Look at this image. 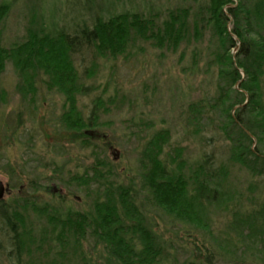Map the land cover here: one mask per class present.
<instances>
[{"label": "rangeland", "instance_id": "obj_1", "mask_svg": "<svg viewBox=\"0 0 264 264\" xmlns=\"http://www.w3.org/2000/svg\"><path fill=\"white\" fill-rule=\"evenodd\" d=\"M206 1L0 0V9H4L0 12V47L5 49L26 41L31 28L39 36L61 31L72 34L90 26L93 19L125 12H138L161 23L168 12L185 8L189 26L187 36L175 47H157L155 41L137 39L126 56L113 59L93 55L85 45L73 53L82 88L74 110L86 123L90 118L94 122L77 132L62 126L66 99L56 89H47L43 71L32 68L24 75L25 81L14 61L5 60L0 68V180L11 188L4 196L8 204L31 199L37 207L90 212L99 185L94 180L78 182L80 176L92 177L93 171H102L106 173L98 182L131 191L144 222L165 247L160 264H205L198 253L207 249L215 256V264H264V237H245L250 233L248 223L264 228V214L258 219L259 214L253 213L264 212V173L254 175L229 159L223 118L214 104L219 84L217 67L211 63L216 38L207 28L199 38L200 31L193 28L199 6ZM28 82L35 88L23 97L19 88ZM163 129L170 139L160 159L168 172H177L192 184L197 176L203 180L210 167H226L219 187L220 205L211 197H201L197 203L204 213L200 227L155 206L151 189L144 183L140 153ZM176 148L181 149L178 155L173 152ZM28 214L36 228L45 223L33 210ZM86 238L80 250L90 264H107L94 239ZM42 244L43 252L34 253L29 264H38L39 258L45 263L82 262L72 249L56 256L57 241Z\"/></svg>", "mask_w": 264, "mask_h": 264}, {"label": "trees", "instance_id": "obj_2", "mask_svg": "<svg viewBox=\"0 0 264 264\" xmlns=\"http://www.w3.org/2000/svg\"><path fill=\"white\" fill-rule=\"evenodd\" d=\"M199 7L195 15L198 23L193 28L200 31L199 38L205 28L216 38L211 63L217 67L219 84L214 99L217 108L213 106L223 118L221 126L229 143V159L260 176L264 173V0H207ZM188 27L187 9L179 8L168 12L161 23L138 12H125L104 20L93 19L90 26L84 25L72 34L61 31L57 35L42 33L39 36L31 28L26 41L9 49L0 47V68L5 60L12 59L23 76L32 68L43 71L49 80H45L47 89H56L66 99L67 107L60 117L62 126L77 132L94 122L90 118L86 123L74 110L76 96L82 88L73 53L85 45L92 49L93 55L113 59L118 55L126 56L137 39L155 41L157 47H175L187 36ZM232 48H237L235 53L231 52ZM26 77L24 80L28 81ZM34 88L32 82H28L19 91L26 97ZM169 139L168 131L163 129L143 147L140 161L144 183L151 189L155 206L177 220L200 227L204 213L197 203H201V197H211L220 205L223 195L219 187L226 177V167H210L203 180L197 178L200 171L204 172L200 170L189 184L177 172H168L160 159ZM173 152L178 155L181 149ZM105 173L93 171L92 177L80 176L78 183L88 184L94 180L99 185L90 212L37 207L31 199L15 200L12 204L0 201V264H29L27 261L36 256L34 253L43 252L42 242L50 245L56 241L57 247L53 245L56 256L72 249L78 252L81 264H90L85 252L80 250L82 240L88 236L94 239V246L102 249L107 264H160L165 247L151 225L144 222L127 187L98 182V177ZM30 210L45 219V223L38 228L32 225L28 220ZM253 213L259 214L258 219L264 214L263 210ZM248 227L247 239L264 237L263 227L251 223ZM88 231L90 234L86 235ZM37 262L64 264L53 260L45 263L40 258Z\"/></svg>", "mask_w": 264, "mask_h": 264}, {"label": "flooded vegetation", "instance_id": "obj_3", "mask_svg": "<svg viewBox=\"0 0 264 264\" xmlns=\"http://www.w3.org/2000/svg\"><path fill=\"white\" fill-rule=\"evenodd\" d=\"M90 133V135H92V131H87V134ZM11 193V188L10 190L7 192V194ZM196 227V226H195ZM199 227V226H197ZM196 227V228H197ZM198 255L201 257L202 256V259L204 260L205 259V264H215L214 263V259H215V256L213 254H210V252L207 250L201 252V253H198ZM199 258V257H197Z\"/></svg>", "mask_w": 264, "mask_h": 264}, {"label": "water", "instance_id": "obj_4", "mask_svg": "<svg viewBox=\"0 0 264 264\" xmlns=\"http://www.w3.org/2000/svg\"><path fill=\"white\" fill-rule=\"evenodd\" d=\"M117 156H118V152H116V153L114 154L113 159L116 160V159H117ZM8 189H9L8 186L5 185V184L0 180V201L3 200L4 195H5L6 191H8Z\"/></svg>", "mask_w": 264, "mask_h": 264}]
</instances>
